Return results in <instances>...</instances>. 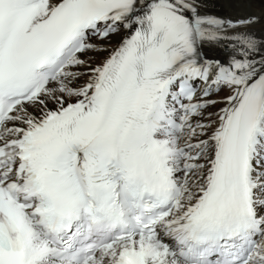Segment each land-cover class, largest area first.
Returning <instances> with one entry per match:
<instances>
[{
  "label": "snow or ice",
  "instance_id": "1",
  "mask_svg": "<svg viewBox=\"0 0 264 264\" xmlns=\"http://www.w3.org/2000/svg\"><path fill=\"white\" fill-rule=\"evenodd\" d=\"M210 7L0 0V264H264V11Z\"/></svg>",
  "mask_w": 264,
  "mask_h": 264
},
{
  "label": "bare ground",
  "instance_id": "2",
  "mask_svg": "<svg viewBox=\"0 0 264 264\" xmlns=\"http://www.w3.org/2000/svg\"><path fill=\"white\" fill-rule=\"evenodd\" d=\"M211 7L209 11L214 14L222 16H231L233 18L250 13L260 14L264 11V2L261 0H210ZM261 25H255L254 29L257 32L261 31ZM118 37H114L112 43L114 44ZM213 52L210 55H217ZM95 55V54H89ZM99 57H97L98 59Z\"/></svg>",
  "mask_w": 264,
  "mask_h": 264
}]
</instances>
